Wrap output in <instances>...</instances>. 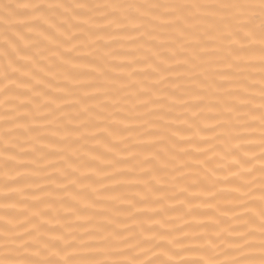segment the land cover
Segmentation results:
<instances>
[{
	"label": "snow or ice",
	"instance_id": "snow-or-ice-1",
	"mask_svg": "<svg viewBox=\"0 0 264 264\" xmlns=\"http://www.w3.org/2000/svg\"><path fill=\"white\" fill-rule=\"evenodd\" d=\"M0 27V264H264V0H8Z\"/></svg>",
	"mask_w": 264,
	"mask_h": 264
},
{
	"label": "bare ground",
	"instance_id": "bare-ground-1",
	"mask_svg": "<svg viewBox=\"0 0 264 264\" xmlns=\"http://www.w3.org/2000/svg\"><path fill=\"white\" fill-rule=\"evenodd\" d=\"M5 2H8V0H0V3H5ZM12 2L14 3H37V4H41V5H44L46 6L47 4L49 3H65V4H76V3H104V2H107V0H12ZM129 2H139V3H143V2H146V0H129ZM161 2H166V0H161ZM60 19H63V17H59ZM3 29L2 27H0V32H2ZM72 32H76L77 30L75 29H72L71 30ZM3 41H2V38H0V49H2L3 47ZM40 48H43L45 47V45L41 44L39 45ZM112 47L114 48H119L120 45H112ZM126 47H131V46H126ZM81 51V54H84L86 53L88 50L87 49H82L80 50ZM75 55V53H74ZM5 63L4 59L2 56H0V66H2L3 64ZM79 63H87V61H81ZM258 79V77H257ZM3 83H6L2 80H0V88H2V85ZM8 97H11L13 94L12 93H8L6 94ZM5 99V95H0V114H2L4 112V109L5 107H9V106H5L3 105L2 101ZM255 103H259V101H255ZM181 110L180 109H176V112L179 113ZM241 112H246L247 109H241L240 110ZM245 119H250V117H245ZM5 127L2 122H0V128H3ZM123 135H127V133H124ZM184 135H188V133H184ZM202 136H210L211 133H202L201 134ZM95 142H92L90 141L89 142V146L92 147L94 146ZM74 147H78V146H74ZM201 147H206V145H201ZM103 148L100 147L98 148V151H102ZM252 152H255V153H259L260 149L259 148H254L251 150ZM212 155V153H207V156L206 157H197V159H205L207 157H210ZM25 159H28V158H25ZM51 159H55L54 157H52ZM231 160V157H229V161ZM216 161H212V163L210 165H206L205 167H215L216 166ZM253 164L257 165L258 166V161H252ZM19 171H23V170H19ZM49 171H51V169H49ZM218 175L220 176H224V175H227V172H222V173H218ZM254 175H259L258 173H255ZM40 183H44L43 181H41ZM183 183V182H181ZM233 185L229 184V185H217V188H223L225 189L226 191L230 188H232ZM121 192H132V191H135V189H121L120 190ZM190 191L192 192H195V191H199V189H191ZM180 199H183V197H181ZM221 203V205L223 206L227 201L226 200H223L221 199L219 201ZM169 203H174L172 201H170ZM194 203H199V201H194ZM215 203V202H214ZM237 212H241L242 210L241 209H237L236 210ZM168 216L170 218H172L173 220V224L174 226L176 227H182L183 224L185 222H193L194 218L192 216H185L184 215V209H181V208H177L176 211L174 212H170L168 214ZM231 216V213H229V217ZM69 220H74L75 218L74 217H69L68 218ZM196 220H205L206 217L204 216H198V217H195ZM235 223H237L236 221H232L230 218H226V222L221 224L220 225V229H227L230 225H234ZM184 231H192V229H183ZM219 230V229H217ZM195 231L197 232H201V231H204L203 229H196ZM180 233H174V235H179ZM228 233L225 232V235H227ZM195 243H202V242H195ZM217 243H220V241H217ZM217 251H219V249H217ZM181 255L184 257V258H187V259H197L199 258V256L201 255L200 253H181ZM225 257L223 256H220L219 259H224Z\"/></svg>",
	"mask_w": 264,
	"mask_h": 264
}]
</instances>
